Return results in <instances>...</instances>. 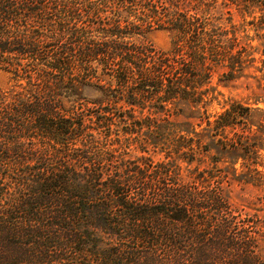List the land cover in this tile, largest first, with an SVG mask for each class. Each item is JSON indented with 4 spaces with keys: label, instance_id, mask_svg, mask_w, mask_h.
Segmentation results:
<instances>
[{
    "label": "trees",
    "instance_id": "1",
    "mask_svg": "<svg viewBox=\"0 0 264 264\" xmlns=\"http://www.w3.org/2000/svg\"><path fill=\"white\" fill-rule=\"evenodd\" d=\"M250 69L264 0H0V264H264V110L209 113Z\"/></svg>",
    "mask_w": 264,
    "mask_h": 264
},
{
    "label": "rangeland",
    "instance_id": "2",
    "mask_svg": "<svg viewBox=\"0 0 264 264\" xmlns=\"http://www.w3.org/2000/svg\"><path fill=\"white\" fill-rule=\"evenodd\" d=\"M258 13L255 14L257 16ZM252 16H245L243 20L240 16L235 13L234 22L238 24L244 23L245 33L252 38L251 45L253 48L259 47L261 42L256 35L254 29L255 26L247 24L248 21L252 20ZM258 33H262L258 31ZM147 40L153 44V46L160 50H167L170 47L171 38L166 31L155 30L147 36ZM255 57H259L260 53L254 52ZM259 66V63H256ZM258 78H261V73L250 69L245 73L244 77H240L232 82L223 84L224 82L218 81L216 75L213 78L212 85L215 87V95L217 99L212 102L209 107V113L218 112L222 109L224 101L227 102L228 99H237L245 102H249L255 106L260 107L264 110V103L259 102L254 104L256 98H258L261 93L258 89ZM8 87V74L0 71V88L4 89ZM264 154V151H262ZM204 166H210L205 163ZM239 167V164L236 165ZM259 170L264 173V167L259 166ZM238 189L233 190V203L237 209L238 219L247 220V224L250 230H257L260 228V224L264 223L263 211L260 209L264 208V189L255 188L247 189L246 193L243 195V199H239L236 196ZM261 230V229H260Z\"/></svg>",
    "mask_w": 264,
    "mask_h": 264
}]
</instances>
